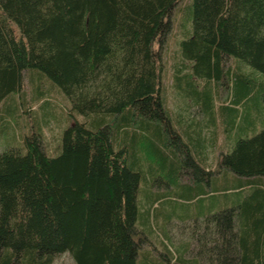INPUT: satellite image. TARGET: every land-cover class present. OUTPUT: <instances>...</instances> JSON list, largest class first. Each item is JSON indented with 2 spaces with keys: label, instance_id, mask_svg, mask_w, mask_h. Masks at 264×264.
I'll use <instances>...</instances> for the list:
<instances>
[{
  "label": "trees",
  "instance_id": "1",
  "mask_svg": "<svg viewBox=\"0 0 264 264\" xmlns=\"http://www.w3.org/2000/svg\"><path fill=\"white\" fill-rule=\"evenodd\" d=\"M184 1L178 21L182 0H0V103L21 93L19 112L36 114L35 95L26 97L29 69L69 102L56 150L37 123L19 145L0 149V264H52L68 251L76 264H137L141 252L146 264H264V0ZM182 21L183 62L172 85L197 98L184 103L204 120H190L184 104L171 117L167 106L160 49ZM231 74L218 130L210 91L196 89L193 75L208 84ZM221 176L247 192L204 204L190 241L159 250L139 217L174 194L204 195Z\"/></svg>",
  "mask_w": 264,
  "mask_h": 264
},
{
  "label": "rangeland",
  "instance_id": "2",
  "mask_svg": "<svg viewBox=\"0 0 264 264\" xmlns=\"http://www.w3.org/2000/svg\"><path fill=\"white\" fill-rule=\"evenodd\" d=\"M182 1L183 2H179L180 4L178 3L179 5H181V11L179 12L178 21H181L183 15L185 16L186 14L187 2L184 0ZM179 5L175 8V11L178 10ZM183 23V21L179 23L176 22L173 25L171 33L165 38L164 44L160 49L165 61L164 66L166 67L163 75V88L167 96V106L170 110L171 117L175 116L176 114L179 115L180 113L177 110L179 108L178 104H184L183 106L186 108V113H188L189 115L194 114L189 117L190 120L197 118L200 120H204V111L196 114L194 112L195 106H190L188 108L184 103L185 100H187V102L189 100H191L189 102H194L197 98L190 95V97L184 96L186 98L180 96L178 91L172 85L173 69L176 66L182 65L183 62L182 55L180 54L178 48L179 41L184 37L185 28L182 25ZM225 64V66H233V59L228 58ZM242 69H246L247 72L253 70L249 65L245 63L244 68ZM29 70L30 71H27L25 73V90L27 92L26 97H29L27 99H30V97L35 95L36 98L34 102H36V104H34V102H31L29 104V108H31V110H35L36 114H34L33 112H31L30 114L23 111L19 112L16 104H18L19 107L21 106L19 95L21 93L14 92L10 94L6 99H4L0 103V114L3 113L6 116L2 123L0 121V149L5 147L7 144L19 145L22 141L21 137H23V133L25 131L28 132L31 128V125L37 123V126L41 125L39 129H43L46 134L45 140L47 142L46 144L48 146V149L50 151H54L60 144L63 128H65V126L69 123V121L67 122V106L69 104L68 98L66 97L62 89L46 74L36 69ZM32 73L35 74V81L33 79ZM193 78L195 79L196 89L200 91L209 89L212 97L209 106H211L214 112L217 114L216 123L218 124V130H220L221 119L217 112L219 111L220 105L223 104V99L228 98L230 100L232 96L230 89H233L235 76L231 74L229 78L222 80L223 82L217 81L215 78H212L208 84H205L206 80L204 76L198 77L193 75ZM183 88L186 90H190V88L186 86L185 83L183 85ZM182 90L180 93H187L182 92ZM41 91H43L45 95L40 96ZM226 103L228 104V102ZM251 103L252 98H247L244 103L239 104L238 107L240 108V114L237 116L238 122H241L244 116V114L241 113L242 107H245L248 104L250 106ZM204 106V104H200L199 106H196V108L203 109ZM20 110H22L21 107ZM54 118L59 121L56 122ZM46 120H49L47 121V124L45 123ZM27 124H29V126L26 130ZM260 128L261 126H259L257 129ZM205 132L207 133V131L204 130V134ZM217 142L219 145V143L221 142L220 138ZM146 143L147 142H145L144 145L140 144L139 151H141V153L144 155L147 153L145 149V147L147 146ZM218 145L216 144V146L211 149L207 148V155H209L211 158L217 157L220 150ZM149 157L154 160V163L155 160H157V155L155 154H150ZM221 178L222 180L219 181V184H212L210 188L206 187V189H209L208 192L204 195L195 197L193 200H180L182 198H179V193L174 194L175 198L167 197L164 199H160L159 202L155 203L154 206L151 207L150 212L147 215V219L143 216L142 218L139 217L138 225L143 228L152 242L157 245L159 250L162 249V244H164L165 247L173 251L172 248H174L176 244L180 242H186L187 240L190 241L191 227L195 224V220H193V218L196 217L195 212H198V210L203 207L204 204L213 202L216 198L217 200H222V202L225 203L233 198H236L238 195L245 194L248 190L247 187H237L235 181H227L226 179H223L222 176ZM211 188H213V192H211ZM142 205H140L141 209L144 210L145 206ZM218 205L219 206H217V208L221 207V203H219ZM187 212L193 215L192 219L182 220L181 218L184 216V213L186 214ZM180 215L182 217H180ZM143 253H140L137 264H146L143 261L145 259L144 255H142ZM52 264H76V262L73 255L68 251L58 255Z\"/></svg>",
  "mask_w": 264,
  "mask_h": 264
}]
</instances>
